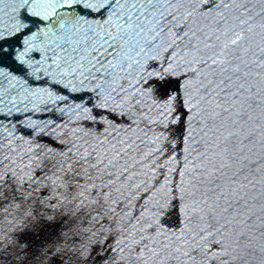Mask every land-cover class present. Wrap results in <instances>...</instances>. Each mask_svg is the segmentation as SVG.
<instances>
[{
    "label": "water",
    "instance_id": "water-1",
    "mask_svg": "<svg viewBox=\"0 0 264 264\" xmlns=\"http://www.w3.org/2000/svg\"><path fill=\"white\" fill-rule=\"evenodd\" d=\"M0 264H264V0H0Z\"/></svg>",
    "mask_w": 264,
    "mask_h": 264
}]
</instances>
